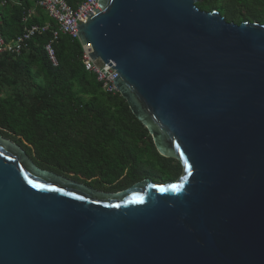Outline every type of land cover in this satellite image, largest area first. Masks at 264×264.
Listing matches in <instances>:
<instances>
[{"label":"water","instance_id":"obj_1","mask_svg":"<svg viewBox=\"0 0 264 264\" xmlns=\"http://www.w3.org/2000/svg\"><path fill=\"white\" fill-rule=\"evenodd\" d=\"M202 2L101 0L77 25L183 177L99 191L0 134V264H264V25Z\"/></svg>","mask_w":264,"mask_h":264},{"label":"trees","instance_id":"obj_2","mask_svg":"<svg viewBox=\"0 0 264 264\" xmlns=\"http://www.w3.org/2000/svg\"><path fill=\"white\" fill-rule=\"evenodd\" d=\"M38 1L8 0L1 7L8 43L25 26L48 22L37 7L39 14L24 23ZM76 1L68 0L73 7ZM198 8L218 11L235 24L264 25V0H204ZM51 40L47 32L19 55L0 54L1 136L22 147L40 169L104 192H123L147 179H181L184 164L162 155L128 100L107 93L97 74L86 70L79 41L64 35L56 41L55 66L45 50Z\"/></svg>","mask_w":264,"mask_h":264},{"label":"built area","instance_id":"obj_3","mask_svg":"<svg viewBox=\"0 0 264 264\" xmlns=\"http://www.w3.org/2000/svg\"><path fill=\"white\" fill-rule=\"evenodd\" d=\"M101 0H80L77 8L70 6L67 0H40L38 5L43 8L50 18L56 23V28L52 24L32 25L25 28L24 32L16 39L8 41L4 38L0 21V54L12 53L21 54L26 49L29 41L37 35L51 32L52 40L45 50L51 62L57 66L55 43L61 36H69L72 40L80 38L77 32V25L83 24L82 20L87 15L93 13L100 5ZM33 12V11H32ZM27 20V19H25ZM83 61L85 68L89 72L97 74L99 81L103 84L104 90L113 95L121 94L120 88L115 82L120 74L102 59L94 60L89 54L94 53L93 46H83Z\"/></svg>","mask_w":264,"mask_h":264},{"label":"crops","instance_id":"obj_4","mask_svg":"<svg viewBox=\"0 0 264 264\" xmlns=\"http://www.w3.org/2000/svg\"><path fill=\"white\" fill-rule=\"evenodd\" d=\"M40 1V0H39ZM38 1V2H39ZM68 1V0H67ZM8 2V0H0V13H1V7H3V6H5L6 5V3ZM38 2L36 3V5L34 6V8H32V10L29 12V14H28V16L27 17H25L24 18V23L25 24H27V22H28V20L29 19H31V17L32 16H37L39 13H37V7L38 8H40V9H42V11H44V13L45 14H47L48 15V13L43 9V8H41L39 5H38ZM79 2H80V0H77L76 1V6H71V7H73V8H77V6H78V4H79ZM70 4V3H69ZM33 11V12H32ZM48 18H49V20H48V22H46L45 24H43V25H46V24H54V26L56 27V23L50 18V16L48 15ZM25 19H27V20H25ZM1 21V20H0ZM52 22H54V23H52ZM35 25H41L42 26V24H35ZM26 27H28V25L27 26H25V28Z\"/></svg>","mask_w":264,"mask_h":264},{"label":"snow or ice","instance_id":"obj_5","mask_svg":"<svg viewBox=\"0 0 264 264\" xmlns=\"http://www.w3.org/2000/svg\"><path fill=\"white\" fill-rule=\"evenodd\" d=\"M30 183H31V181H30ZM34 186H36V187H44V185H39V184H36V185H34ZM82 198V197H81Z\"/></svg>","mask_w":264,"mask_h":264},{"label":"flooded vegetation","instance_id":"obj_6","mask_svg":"<svg viewBox=\"0 0 264 264\" xmlns=\"http://www.w3.org/2000/svg\"><path fill=\"white\" fill-rule=\"evenodd\" d=\"M99 191H101V190H99Z\"/></svg>","mask_w":264,"mask_h":264}]
</instances>
